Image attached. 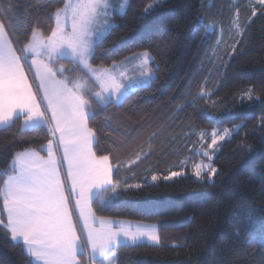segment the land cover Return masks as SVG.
<instances>
[{
  "label": "trees",
  "instance_id": "obj_1",
  "mask_svg": "<svg viewBox=\"0 0 264 264\" xmlns=\"http://www.w3.org/2000/svg\"><path fill=\"white\" fill-rule=\"evenodd\" d=\"M149 2L129 0L126 14L114 12L119 28L97 49L93 64L109 68L113 60L119 63L151 44L149 50L160 65L158 79L124 100L122 107L92 105L97 117L90 126L101 136V148L111 140L122 144L118 153L97 155L108 154L113 166L122 163L120 177L133 186L113 202L111 211L97 215L152 223L158 228L159 245L121 248V264H259L264 255V128L258 127L264 115L260 103L264 101V15L252 1L257 15L251 16L250 0H204L203 8L201 0H166L140 19ZM64 3L0 0V9L11 7L9 22L16 30L36 26L38 21L47 29L54 27L53 14ZM199 15L206 20L198 21ZM209 23L214 27L206 36ZM60 63L71 67L67 60ZM249 89L259 100H247ZM201 90L213 94L196 101L197 111H193L188 93ZM180 105L186 111H178ZM204 111L213 119L205 118ZM21 120L10 129H0V187L12 154L39 151L48 139L43 131L23 129ZM236 125L243 127L223 141L213 157L218 174L212 181L190 174L170 182L161 179L184 168V159L201 157L196 154L198 135L193 132ZM153 134L155 139H151ZM172 137H176L175 144L170 143ZM150 148L152 153L145 157ZM152 176L158 180L152 183ZM0 264H26L22 248L2 232Z\"/></svg>",
  "mask_w": 264,
  "mask_h": 264
},
{
  "label": "snow or ice",
  "instance_id": "obj_2",
  "mask_svg": "<svg viewBox=\"0 0 264 264\" xmlns=\"http://www.w3.org/2000/svg\"><path fill=\"white\" fill-rule=\"evenodd\" d=\"M165 2L150 0L140 19ZM254 2L264 15V0ZM126 6H131L129 0L119 3L117 0H65L63 7L53 14L55 27L42 29L38 21L36 26L29 24L20 30L9 22L11 7L0 9V125L10 129L16 120L22 119L24 129L43 131L48 137L39 151L25 149L13 153L10 166L2 173L6 178L0 187V232L14 246L22 248L26 264H121V248L138 247L145 240L160 244L151 226L133 228L125 221L97 215L98 211H111L113 202L133 186L120 177L122 163L113 166L108 154L97 155V152L118 153L122 144L111 140L101 148V136L90 126L97 117L92 105L95 103L103 109L109 105L122 107L124 100L158 79L156 73L160 68L149 50L151 44L143 52L124 56L119 63L113 60L110 68L93 67L97 49H102L113 30L119 28L114 9L126 14ZM247 6L255 17L257 8L252 0ZM196 19L205 21L206 17L199 15ZM68 20L70 30L65 27ZM233 24L239 27L235 20ZM213 27L212 23L206 25V36ZM232 50H236L234 46ZM110 51L119 55L116 49ZM61 60H67L71 67H65ZM134 62L139 75L125 78L123 71H117ZM29 72L35 91L29 83ZM250 93L251 89L246 93L247 100H259ZM212 94L204 90L195 95L189 92L193 111H197L196 101ZM260 103L264 106V101ZM177 110L186 111V107L180 105ZM202 114L213 119L207 111ZM241 127H214L210 132L200 129L192 133L201 142L196 154L207 161L189 165L198 180L209 182L218 174L213 166L218 141L231 137ZM258 127L264 128V115L260 116ZM175 142L176 137H172L170 143ZM152 151L150 148L145 157ZM41 152L46 155H40ZM181 176L180 171H171L164 180ZM152 180L156 181L157 176H152ZM236 231L239 233L238 228ZM259 264H264V255Z\"/></svg>",
  "mask_w": 264,
  "mask_h": 264
},
{
  "label": "crops",
  "instance_id": "obj_3",
  "mask_svg": "<svg viewBox=\"0 0 264 264\" xmlns=\"http://www.w3.org/2000/svg\"><path fill=\"white\" fill-rule=\"evenodd\" d=\"M114 12H115V11H114ZM54 27H55V20H54ZM65 27H66L67 30H70V28H71V21H70V20H68V21L66 22ZM30 60H31V55L29 56V62H30ZM132 65H134L133 68H131ZM109 68H110V67H109ZM117 70H118V72H119V71H123V72L125 73V78L129 77V76H127V75H129L131 72H133V74H135V73H136V74H139V70H138V68L136 67V63H135V62H134L133 64H130V65L127 66L126 68H118ZM134 72H135V73H134ZM27 75H28V77H29V83L32 84V86H33V91H35V82L32 81V79H31L32 73L29 72V73H27ZM21 126H22V128L24 129V127H23V120H21ZM4 127H6V126H5V125H0V129H1V128H4ZM43 153H44V152H43ZM44 154L46 155V153H44ZM5 178H6V177H5ZM2 186H3V184H2ZM2 186H1V187H2ZM117 220L125 221V222L129 223L130 225H132L133 228H135L136 225H147V226H151L152 228L155 229L156 234H157V235L159 236V238H160L158 228H157V226H156L155 224H152V223H142V222H136V221H128V220H122V219H117ZM144 243L151 244V245H156V244H153L151 241H148V240H145Z\"/></svg>",
  "mask_w": 264,
  "mask_h": 264
},
{
  "label": "rangeland",
  "instance_id": "obj_4",
  "mask_svg": "<svg viewBox=\"0 0 264 264\" xmlns=\"http://www.w3.org/2000/svg\"><path fill=\"white\" fill-rule=\"evenodd\" d=\"M253 2H254V0H252ZM119 2H123V0H117V3H119ZM255 3V2H254ZM127 7V6H126ZM126 9V8H125ZM114 11L115 12H117V13H119V14H121L120 13V11H119V9L118 8H116V9H114ZM125 11V10H124ZM134 67V65H132L131 66V68H133ZM139 70V69H138ZM118 71V70H117ZM135 73V72H134ZM136 75H139V74H133V72H131L129 75H127V76H136ZM235 127H233V128H229V129H234ZM230 137H226L225 138V140H227V139H229ZM225 140H223V141H225ZM223 141H218V146L223 142ZM208 142H210V140L208 141ZM200 144H201V142H200V140H199V137H198V146H197V152L199 151V149H200ZM211 151V150H210ZM214 157V156H213ZM184 162H185V167L184 168H182V169H180L179 171L182 173V176L181 177H184V176H186L187 174H190L191 176H193V177H195L192 173H193V169H192V167L191 166H189V165H191V164H194V163H201V162H204V163H207V161L205 160V158L204 157H200L199 159H197V160H195V161H192V160H190L189 161V159H184ZM187 169H188V171H187ZM170 174V173H169ZM168 174V175H169ZM181 177H174V178H172L171 180H168V181H165L164 180V176L163 177H161V179L163 180V181H165V182H170V181H174V180H176V179H179V178H181ZM214 177V176H213ZM196 178V177H195ZM213 179V178H212ZM158 180V179H157ZM156 180V181H157ZM156 181H153V180H151V182L153 183V182H156Z\"/></svg>",
  "mask_w": 264,
  "mask_h": 264
}]
</instances>
